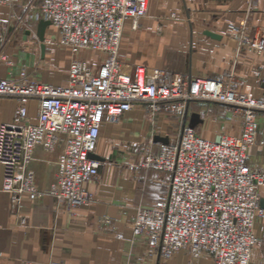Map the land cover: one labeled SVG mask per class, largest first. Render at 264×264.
I'll list each match as a JSON object with an SVG mask.
<instances>
[{"label": "built area", "instance_id": "2783aa9c", "mask_svg": "<svg viewBox=\"0 0 264 264\" xmlns=\"http://www.w3.org/2000/svg\"><path fill=\"white\" fill-rule=\"evenodd\" d=\"M148 2L40 0L29 13L31 21L50 23L55 42L71 57L60 85L26 79L23 70L21 79L0 77V97L14 100L12 121L0 123L1 191L14 205L23 197L44 196L54 197L68 212L91 205L94 198L85 184L98 178L100 162L89 155L105 122L118 123L136 105L154 116L161 109L183 114L193 102L223 104L240 116L237 135L223 133L215 142L185 126L176 143L145 146L142 166L167 172L169 179L153 207H137L130 228L158 264L180 249L193 258L209 252L215 264H249L252 250L264 241V169L250 163V149L263 144L257 117L264 113V69L261 95L249 97L231 71L208 78L124 62L119 56L124 26L137 29ZM231 35L237 47L264 56V28L250 33L243 24ZM5 43L0 32V64L11 65L2 54ZM91 53L101 56L97 70ZM57 145L62 150L53 183L40 189L28 163L37 147L51 152ZM101 221L109 222L107 217Z\"/></svg>", "mask_w": 264, "mask_h": 264}, {"label": "crops", "instance_id": "0c3cea01", "mask_svg": "<svg viewBox=\"0 0 264 264\" xmlns=\"http://www.w3.org/2000/svg\"><path fill=\"white\" fill-rule=\"evenodd\" d=\"M39 1L2 0L0 32L7 39L2 54L11 65L0 64V77L21 79L23 70L26 79L60 85L66 81L71 53L57 45L55 29L46 26L41 54L39 22L28 18ZM243 24L250 33L264 28V0H149L147 15L135 32L125 24L119 54L131 65L192 76L218 78L231 71L249 97H258L264 56L237 47L231 33ZM47 39L52 41L47 43ZM91 61L97 70L98 59ZM207 104L224 108L218 103ZM35 113V103L30 101L29 115L34 123ZM193 113L201 119L193 127L197 135L208 140L219 137L210 138L208 130L201 129L205 121L195 106L183 114L161 109L150 116L144 105H136L122 113L118 123L105 122L93 152L100 162L98 178L85 184L94 202L72 212L51 196L35 201L23 197L17 205L11 204L10 196L1 191L0 165V264H158L157 258L148 254L146 243L132 235L130 223L138 206L156 204L169 173L142 166L145 148L138 164H132L126 153H117L115 144L119 138L129 146L161 142L155 137L176 143ZM13 115L14 100L0 97V123L12 121ZM236 132L230 135H237L240 127ZM261 141L262 145L253 146L260 152L256 148L250 152L251 164L264 155V139L258 131V143ZM61 150L62 145L51 152L40 147L34 150L27 169L40 189L53 183ZM260 197L264 199V187ZM103 217L108 218V224L101 221ZM258 227L256 223V231ZM166 264L215 263L209 252L193 258L180 249ZM249 264H264V241L252 250Z\"/></svg>", "mask_w": 264, "mask_h": 264}, {"label": "rangeland", "instance_id": "374dc122", "mask_svg": "<svg viewBox=\"0 0 264 264\" xmlns=\"http://www.w3.org/2000/svg\"><path fill=\"white\" fill-rule=\"evenodd\" d=\"M145 19L142 18L140 20V22ZM139 22V23H140ZM52 29V28H51ZM131 32H135V30H131ZM125 31H123V35H124ZM123 35H122V40H123ZM36 39V38H35ZM34 39V41H36ZM7 40V39H6ZM7 42V41H6ZM37 42V41H36ZM6 45V44H5ZM92 58L98 59L101 56L97 53H91ZM120 58L124 61L127 62L124 57H122L119 54ZM133 65H137V64H133ZM34 81H39V80H34ZM41 82V81H40ZM46 83V82H44ZM219 104V103H218ZM223 105V104H221ZM197 107L199 108V111L201 113V116L203 118L204 125L200 126L201 129H204L205 131L208 130L209 132V136L210 138H212L213 135H218V134H223V133H237V129H239L240 127V116L233 114L227 106L223 105V107H220L218 105H208L207 103L201 104V103H191L188 107V109H190V107ZM258 121H259V134L260 136L264 139V113H260L258 115ZM197 131V130H196ZM198 134V131L196 132ZM149 141L147 142H139V143H135L132 146H129L127 143H125V140L123 138H119L115 144V148H117V153H126L127 156L129 158L132 159L131 163L132 164H138L137 159L139 158V154L142 153V151L144 150L146 144H148ZM253 148L256 147H252L250 149V152L252 151ZM255 151L257 153L260 152V150H258V148L255 149ZM262 160L259 162H254L253 164L255 165V167L257 168H263L264 169V155H262ZM252 164V165H253Z\"/></svg>", "mask_w": 264, "mask_h": 264}, {"label": "water", "instance_id": "95a60500", "mask_svg": "<svg viewBox=\"0 0 264 264\" xmlns=\"http://www.w3.org/2000/svg\"><path fill=\"white\" fill-rule=\"evenodd\" d=\"M49 22L48 21H39V34H38V37L41 41V44H40V48H41V54L44 53V50H45V46L43 44V36H44V30H45V27L46 26H49ZM208 35L212 36V37H215L214 34L210 33V32H207ZM201 122V119L199 118V115L197 113H193L191 115V119H190V123H189V127L190 128H193L196 124L200 123ZM155 141L159 140L161 141L162 143H167V138H163V139H160L159 137H155L154 138ZM219 140V137H216L215 139V142H218ZM90 158L92 159H99V157L95 156L93 153L89 155ZM260 207L261 208H264V199H260Z\"/></svg>", "mask_w": 264, "mask_h": 264}]
</instances>
